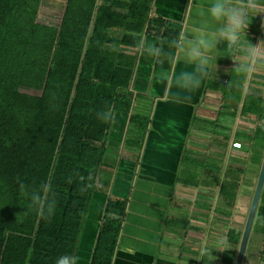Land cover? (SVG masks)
Here are the masks:
<instances>
[{"label": "crops", "instance_id": "0c3cea01", "mask_svg": "<svg viewBox=\"0 0 264 264\" xmlns=\"http://www.w3.org/2000/svg\"><path fill=\"white\" fill-rule=\"evenodd\" d=\"M67 2L42 0V15L54 27L45 32L55 39ZM111 3L127 14L131 5L148 10L142 37L149 43L159 44L168 28L181 31L189 26L187 0H97L98 7ZM126 32L121 27L109 32L123 40L119 51L133 56L129 59L133 74L129 86L117 92L115 123L107 130L103 166L86 218L78 264L93 261L110 200L126 206L110 264H234L241 244L238 249L230 244L229 233L240 229L243 239L244 210L252 205L264 162V70L248 85L239 83L231 72L234 62L221 49L215 67L191 93V100L173 102L170 94L177 89L161 82L158 75L165 70L178 73L186 66L180 62L164 69L126 44ZM89 35L94 37L93 24ZM247 36L253 44L264 39V14L250 19ZM23 76L27 86L22 89L25 79H21V90L32 94L45 83L48 70L26 67ZM234 142H241L242 147L235 148ZM200 151L205 155L204 165L211 166L202 171L193 166ZM115 210L119 213L122 208Z\"/></svg>", "mask_w": 264, "mask_h": 264}, {"label": "trees", "instance_id": "16d2710c", "mask_svg": "<svg viewBox=\"0 0 264 264\" xmlns=\"http://www.w3.org/2000/svg\"><path fill=\"white\" fill-rule=\"evenodd\" d=\"M111 4L68 0L55 39L45 32L54 27L42 15V0H0V264H55L60 255H78L111 124L97 119L96 112L106 104L115 108L118 90L129 86L133 74V56L113 52L111 46L119 48L123 40L109 32L128 30L124 42L134 46L132 32L142 36L148 18L142 5H131L127 14ZM179 32L168 28L161 41ZM26 67L48 70L32 94L20 87ZM21 182L30 189L51 185L49 195L56 199L51 220L27 212ZM125 207L108 202L91 264L111 263ZM255 235L264 237V189L249 243ZM241 239L240 229L230 230V244L238 249Z\"/></svg>", "mask_w": 264, "mask_h": 264}, {"label": "clouds", "instance_id": "9594fccd", "mask_svg": "<svg viewBox=\"0 0 264 264\" xmlns=\"http://www.w3.org/2000/svg\"><path fill=\"white\" fill-rule=\"evenodd\" d=\"M185 11L190 17L188 29H182L169 41L149 43L133 33L134 46L141 54L162 66H175L180 62L186 66L178 73L165 70L158 75L161 82L171 83L177 89L170 94L173 102L191 100V93L202 86L215 67L221 49L222 54L234 62L231 72L239 77V83L248 85L255 74L264 70V39L253 44L247 36L250 19L264 14V0H187ZM111 50L119 51L116 44ZM232 84L230 79L227 87ZM96 117L103 123H115L114 106L106 104L96 112ZM68 182H72L71 177ZM89 187L90 184L84 185L80 191L85 192ZM19 190L29 201L27 212L34 211L39 217L51 220L56 211V199L54 193L49 195L52 193L49 183L30 189L21 182ZM55 264H78V257L63 254L56 258Z\"/></svg>", "mask_w": 264, "mask_h": 264}, {"label": "rangeland", "instance_id": "374dc122", "mask_svg": "<svg viewBox=\"0 0 264 264\" xmlns=\"http://www.w3.org/2000/svg\"><path fill=\"white\" fill-rule=\"evenodd\" d=\"M27 81H26V79H25V81L23 80V82H22V84H21V86H22V89L24 88V87H26L27 85V83H26ZM248 140V138H244V140ZM259 140V139H258ZM258 140H256L258 143H259V141ZM248 142V141H247ZM256 148L254 149V153H257L256 151H257V148L259 147L257 144H256V146H255ZM261 147L263 148L264 147V142L262 143V145H261ZM200 153V154H199ZM201 153H203L202 151H200V152H198V158L200 159H198L197 160V162H196V164H194L193 166H195L197 169H198V171L199 170H201L202 171V167H205V169L207 168V167H211V166H207V165H204V160H203V157H205V155H203V154H201ZM204 153L206 154V152L204 151ZM252 158L254 159L255 158V154H254V156H252ZM253 159L251 160L252 162H253ZM195 162V161H194ZM197 164H200V168L197 166ZM242 167H245L244 165H242ZM244 169H246V168H244ZM248 171V170H247ZM247 175L248 176H253V174H249L248 172H247ZM251 181H249V180H246V184L247 183H250ZM251 184V183H250ZM244 189H246V188H244ZM243 189V192H245L246 190H244ZM229 196V195H228ZM231 196V195H230ZM230 199H234V197H231ZM253 199H251V201H252ZM252 203V202H251ZM251 207V205H250V203L248 204V207H246L245 209L246 210H244V215H243V222H242V229H243V231H245V228H246V223H247V218H248V216H249V213H250V208ZM240 208H242V207H240ZM240 208H238V209H240ZM252 243H250V245H249V248H248V252H247V255H246V257H245V259H244V262H243V264H264V254H263V252H264V237L262 236V235H255L254 237H253V240L251 241ZM228 252V251H227ZM221 254H222V251H221ZM263 254V255H262ZM236 256L234 257L235 258V263L234 264H236V262H237V258H238V253H236L235 254ZM250 255V256H249ZM249 257H251V259L249 260Z\"/></svg>", "mask_w": 264, "mask_h": 264}, {"label": "water", "instance_id": "95a60500", "mask_svg": "<svg viewBox=\"0 0 264 264\" xmlns=\"http://www.w3.org/2000/svg\"><path fill=\"white\" fill-rule=\"evenodd\" d=\"M263 189H264V162H263L261 173L259 176L257 188H256V191H255V194L253 197L250 213L248 216V220H247V224H246L244 236H243V239L241 242V246H240V250H239V254H238L236 264H243V262H244V259H245L246 253H247V249H248V245H249V241L251 238L253 226L255 223L258 207L260 204Z\"/></svg>", "mask_w": 264, "mask_h": 264}, {"label": "built area", "instance_id": "2783aa9c", "mask_svg": "<svg viewBox=\"0 0 264 264\" xmlns=\"http://www.w3.org/2000/svg\"><path fill=\"white\" fill-rule=\"evenodd\" d=\"M233 146H234L235 148H241V147H242V143H241V142H234V143H233Z\"/></svg>", "mask_w": 264, "mask_h": 264}]
</instances>
